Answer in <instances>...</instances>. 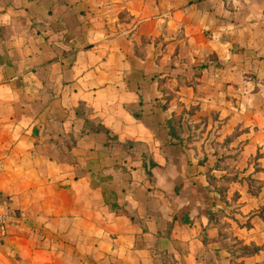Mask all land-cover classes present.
Listing matches in <instances>:
<instances>
[{"label":"crops","instance_id":"obj_1","mask_svg":"<svg viewBox=\"0 0 264 264\" xmlns=\"http://www.w3.org/2000/svg\"><path fill=\"white\" fill-rule=\"evenodd\" d=\"M0 198V264H264V0H0Z\"/></svg>","mask_w":264,"mask_h":264},{"label":"built area","instance_id":"obj_2","mask_svg":"<svg viewBox=\"0 0 264 264\" xmlns=\"http://www.w3.org/2000/svg\"><path fill=\"white\" fill-rule=\"evenodd\" d=\"M1 200V198H0ZM10 213L0 211V242L3 241L7 234V226L10 222Z\"/></svg>","mask_w":264,"mask_h":264},{"label":"trees","instance_id":"obj_3","mask_svg":"<svg viewBox=\"0 0 264 264\" xmlns=\"http://www.w3.org/2000/svg\"><path fill=\"white\" fill-rule=\"evenodd\" d=\"M80 105H83L82 103H80ZM78 111V114H79V109H77ZM84 113V111H82ZM85 115V114H83ZM90 121L88 118L86 119V122ZM169 122V121H168ZM172 126L170 124V130H171ZM90 131H103V132H107V129L101 125V124H96L95 126L93 127H90L89 129ZM259 248L254 246L252 247L250 250L247 251V253H253V252H256Z\"/></svg>","mask_w":264,"mask_h":264}]
</instances>
